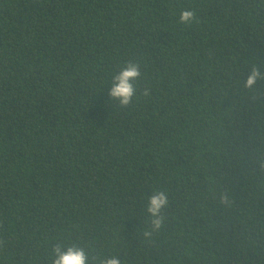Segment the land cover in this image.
<instances>
[{
    "label": "trees",
    "instance_id": "1",
    "mask_svg": "<svg viewBox=\"0 0 264 264\" xmlns=\"http://www.w3.org/2000/svg\"><path fill=\"white\" fill-rule=\"evenodd\" d=\"M253 66L264 0H0V264H53L57 245L87 264H264Z\"/></svg>",
    "mask_w": 264,
    "mask_h": 264
},
{
    "label": "clouds",
    "instance_id": "2",
    "mask_svg": "<svg viewBox=\"0 0 264 264\" xmlns=\"http://www.w3.org/2000/svg\"><path fill=\"white\" fill-rule=\"evenodd\" d=\"M194 10H184L180 13L179 20L181 23L188 25L195 20ZM141 75L139 66L130 62L126 67H123L120 72L113 77L112 86L109 90V95L117 99L121 106H127L132 103V97L135 92V87L132 81ZM264 78L260 69L253 66L251 72L245 81V87H252L257 79ZM147 94V93H145ZM167 204V196L163 191L155 192L149 199L148 212L153 217L152 224L155 228H160L163 217L160 215L161 209ZM56 259L53 264H87L85 252L75 246L68 247L65 251H61L57 245ZM103 264H120V260L116 257H111L103 261Z\"/></svg>",
    "mask_w": 264,
    "mask_h": 264
}]
</instances>
